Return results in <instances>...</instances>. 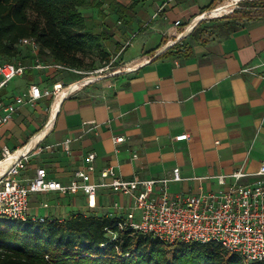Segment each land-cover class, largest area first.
Instances as JSON below:
<instances>
[{"label": "crops", "instance_id": "1", "mask_svg": "<svg viewBox=\"0 0 264 264\" xmlns=\"http://www.w3.org/2000/svg\"><path fill=\"white\" fill-rule=\"evenodd\" d=\"M91 1V7L80 9L86 30L104 37L101 50L117 64L112 73L81 86L58 106L52 98L38 100L45 115L29 114L28 104L17 107L0 128V149L20 148L48 125L41 151L26 165L21 182L43 168L50 180L66 185L86 167L89 153L96 156L93 183L101 182L106 168L124 179L144 180L177 169L182 180L168 183L171 196L199 189L217 192L224 187L212 177L237 170L249 175L243 183L254 182L264 163V15L245 19L241 31L225 36L213 28L222 22L204 16L222 0ZM202 19L199 25L206 30L198 40L190 39L194 21ZM176 22L180 25L174 26ZM24 52L22 62L30 67L34 55L28 47ZM27 72L0 91V110L32 86L55 90L61 82L72 85L80 79L53 70ZM25 123L33 132L11 144L17 127L24 129ZM180 135L188 140L177 139ZM115 137L124 141L115 143ZM230 184L227 179L225 187ZM132 206L131 197L102 187L94 197L32 194L28 214L59 221L77 215L123 220Z\"/></svg>", "mask_w": 264, "mask_h": 264}, {"label": "built area", "instance_id": "2", "mask_svg": "<svg viewBox=\"0 0 264 264\" xmlns=\"http://www.w3.org/2000/svg\"><path fill=\"white\" fill-rule=\"evenodd\" d=\"M212 13L209 11L204 16ZM231 13L232 10L226 15ZM179 25L180 22L174 23V26ZM20 43L32 52L34 63L30 67L16 62L1 63L0 91L13 79L22 77L27 69L64 72L80 79L72 85L61 82L55 90L32 86L27 94L14 97L12 103L0 110V128L12 120L18 106L34 104L42 98H52L54 107L58 106L62 99L88 84L84 80L85 76L103 74L110 67L108 64L93 72H84L66 64L42 60L33 39H23ZM47 128L48 125L20 148L10 150L3 146L0 149V219L42 223L46 220L44 217L31 218L28 214L30 195L50 192L75 195L81 192L94 197L99 188L108 187L114 193L133 199L131 210L123 220L118 219L116 225L120 229L149 236L168 246L177 243H213L219 245L224 252L238 256L243 262L264 261V163L255 173L256 179L252 183H243L242 179L249 175L237 170L230 175L212 177L219 186L224 187L221 190L205 192L199 189L196 194L189 195L180 193L171 196L168 193L169 182L182 180L177 169L166 177L144 180L137 177L124 179L117 176L112 168H106L99 175L101 182L93 183L91 174L96 158L94 153L86 155V167L77 171L66 185L50 180L43 168L36 169L34 176L24 184L20 180L21 174L35 152L41 151L40 143L45 138ZM42 132V137L32 144ZM177 139L188 140V136L180 135ZM113 140L119 144L124 138L115 137ZM69 143V139L63 142L65 150L69 149ZM209 178L211 177H200L197 180ZM227 179L232 180V184L225 187ZM42 207L46 208L47 205Z\"/></svg>", "mask_w": 264, "mask_h": 264}, {"label": "trees", "instance_id": "3", "mask_svg": "<svg viewBox=\"0 0 264 264\" xmlns=\"http://www.w3.org/2000/svg\"><path fill=\"white\" fill-rule=\"evenodd\" d=\"M92 5L91 0H0V59L25 66L20 57L25 46L20 42L33 39L38 56L53 63L82 69V58L96 53L108 65L109 56L101 50L104 37L86 30L80 12ZM235 7L213 27L220 34H235L244 28L245 19L264 15V0L244 1ZM203 20L190 39L203 35L206 28L199 25ZM117 222L91 215L42 223L0 219V264H264L243 262L213 243L168 246L120 229Z\"/></svg>", "mask_w": 264, "mask_h": 264}, {"label": "rangeland", "instance_id": "4", "mask_svg": "<svg viewBox=\"0 0 264 264\" xmlns=\"http://www.w3.org/2000/svg\"><path fill=\"white\" fill-rule=\"evenodd\" d=\"M244 1H253V0H222L220 6L218 8L211 10V12H218V14H214V15L207 14V15H205V18L207 20H209L210 22H213L212 19H214V20H216L215 22L218 23L221 21V20H219L220 17L225 16L227 13H229V11H231L233 8H235V5H239V3H242ZM20 57H22V59L24 61V59L26 58V54L21 51ZM82 59H83L84 65H83L81 70L84 72H93L94 70L99 69L105 65V62L96 53L87 55V56L83 57ZM4 61H6V60L0 59V63H4ZM109 64H110V67H109L110 69H108V71H106L100 75H87V76H85L84 80L87 81L88 83L94 82L97 77H99V76L105 77L108 75V73H112L114 70V69H112V66L115 67L117 62H115V61L111 62L110 61ZM64 74H67V73H64ZM26 110H27L26 112H29V114L34 115V116L45 115L43 106L39 103L28 104ZM23 127H24V129L17 127L15 132H18V131L19 132H18V134H16L14 132V137L11 140V144H16L18 137H21L23 135L26 137V134H31L34 130V129H32L33 127L29 124L27 125V123H25L23 125ZM18 142H20V141H18Z\"/></svg>", "mask_w": 264, "mask_h": 264}, {"label": "bare ground", "instance_id": "5", "mask_svg": "<svg viewBox=\"0 0 264 264\" xmlns=\"http://www.w3.org/2000/svg\"><path fill=\"white\" fill-rule=\"evenodd\" d=\"M214 14H218V12H213L212 15ZM44 134V132H42L38 137H36V139L32 142V144L39 138L42 137V135Z\"/></svg>", "mask_w": 264, "mask_h": 264}, {"label": "water", "instance_id": "6", "mask_svg": "<svg viewBox=\"0 0 264 264\" xmlns=\"http://www.w3.org/2000/svg\"><path fill=\"white\" fill-rule=\"evenodd\" d=\"M200 21H197L196 22V24H193V28L195 27V26H197V24L199 23ZM192 32V31H191Z\"/></svg>", "mask_w": 264, "mask_h": 264}]
</instances>
